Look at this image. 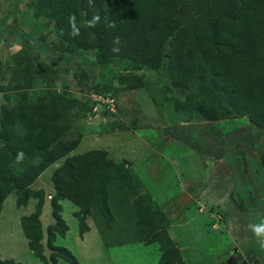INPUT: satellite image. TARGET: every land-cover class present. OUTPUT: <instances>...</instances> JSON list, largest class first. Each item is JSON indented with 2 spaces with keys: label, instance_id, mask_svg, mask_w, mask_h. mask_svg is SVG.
<instances>
[{
  "label": "trees",
  "instance_id": "16d2710c",
  "mask_svg": "<svg viewBox=\"0 0 264 264\" xmlns=\"http://www.w3.org/2000/svg\"><path fill=\"white\" fill-rule=\"evenodd\" d=\"M33 2L35 16L52 26L59 55L72 61L74 55L83 56L75 76L89 95L79 98L61 85L59 66L37 57L38 45L24 44L11 57H0V94L6 101L0 106V216L13 192L20 207L37 200L21 225L42 264H80L70 249L56 245L69 231L63 200L79 207L75 216L82 238L91 230V217L108 246L158 244V264H187L165 214L151 194L142 193L129 163H117L104 150L71 156L84 134L70 139L67 134L93 117L90 95L114 97L121 92L117 83L127 90H151L159 109L169 105L186 122L247 118L264 130V0H93L92 6L88 0ZM72 14L80 28L77 37L69 35ZM94 15L100 20L89 27ZM91 54L94 60L88 58ZM112 126V131L126 129L122 123ZM19 151L25 158L17 164ZM260 159L264 165V151ZM55 164L48 257L42 224L47 196L31 187ZM111 232L116 237L110 242ZM0 264L20 263L0 257Z\"/></svg>",
  "mask_w": 264,
  "mask_h": 264
},
{
  "label": "rangeland",
  "instance_id": "374dc122",
  "mask_svg": "<svg viewBox=\"0 0 264 264\" xmlns=\"http://www.w3.org/2000/svg\"><path fill=\"white\" fill-rule=\"evenodd\" d=\"M35 13L33 0H0V57H11L24 44L38 45L37 57L59 66L61 85L74 96H88L75 76L83 56L74 55L72 61L59 55L52 26ZM41 36L48 40L37 41ZM88 58L94 60L93 54ZM116 85L121 88L113 95L116 115L101 113L91 126L89 119L78 122L67 138L80 131L84 138L71 156L104 150L117 163L128 162L143 185L142 193L151 194L165 214L168 230L187 264H264V249L250 231L252 225L264 222V165L260 159L264 130L247 118L186 122L169 105L159 109L151 90ZM5 102L0 94V106ZM121 123L125 130L112 131L113 124ZM56 167L48 168L31 187L43 189L47 196L42 224L48 257L47 229L55 223L50 195L55 193L52 177ZM183 198L188 200L185 204ZM17 201V193H11L0 216V257L20 264H42L30 250L21 225L22 217L35 211L37 200L31 198L21 207ZM60 204L69 231L66 237H58L56 245L70 249L80 264L159 263L158 244L108 246L91 217V230L82 238L75 216L79 207L69 200ZM115 237L111 232L108 241Z\"/></svg>",
  "mask_w": 264,
  "mask_h": 264
},
{
  "label": "clouds",
  "instance_id": "9594fccd",
  "mask_svg": "<svg viewBox=\"0 0 264 264\" xmlns=\"http://www.w3.org/2000/svg\"><path fill=\"white\" fill-rule=\"evenodd\" d=\"M88 3L90 6H92L93 4V0H88ZM100 20V16L99 15H94L92 17V19L88 22L89 27H94ZM69 26H70V32L69 35L72 37H77L80 35V28L77 26V20H76V15L72 14L69 17ZM109 26H113L111 24H109ZM119 40L117 38L116 43H118ZM118 48H113V51H118ZM25 158V153L23 151H19L16 154L15 157V162L17 164L22 163L23 160ZM250 231L252 232V234L255 236L259 246L264 249V222H261L260 224H254L251 226Z\"/></svg>",
  "mask_w": 264,
  "mask_h": 264
},
{
  "label": "built area",
  "instance_id": "2783aa9c",
  "mask_svg": "<svg viewBox=\"0 0 264 264\" xmlns=\"http://www.w3.org/2000/svg\"><path fill=\"white\" fill-rule=\"evenodd\" d=\"M92 102L95 104L93 117L88 120V125L95 124V121L101 117V113L107 112L110 116L116 115L117 103L115 97L104 96L99 93H92L90 95Z\"/></svg>",
  "mask_w": 264,
  "mask_h": 264
},
{
  "label": "water",
  "instance_id": "95a60500",
  "mask_svg": "<svg viewBox=\"0 0 264 264\" xmlns=\"http://www.w3.org/2000/svg\"><path fill=\"white\" fill-rule=\"evenodd\" d=\"M58 166V164H57ZM186 198H183L182 203L185 204L188 200H185Z\"/></svg>",
  "mask_w": 264,
  "mask_h": 264
}]
</instances>
